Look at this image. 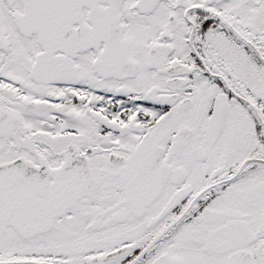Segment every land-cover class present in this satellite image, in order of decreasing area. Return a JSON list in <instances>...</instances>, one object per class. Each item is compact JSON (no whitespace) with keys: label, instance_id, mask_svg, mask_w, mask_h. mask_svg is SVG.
Wrapping results in <instances>:
<instances>
[{"label":"snow or ice","instance_id":"obj_1","mask_svg":"<svg viewBox=\"0 0 264 264\" xmlns=\"http://www.w3.org/2000/svg\"><path fill=\"white\" fill-rule=\"evenodd\" d=\"M0 264H264V0H0Z\"/></svg>","mask_w":264,"mask_h":264}]
</instances>
